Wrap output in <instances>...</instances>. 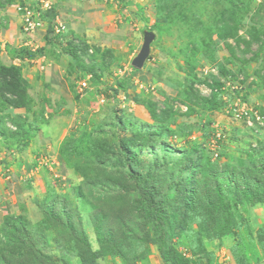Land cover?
I'll return each mask as SVG.
<instances>
[{
  "label": "rangeland",
  "instance_id": "374dc122",
  "mask_svg": "<svg viewBox=\"0 0 264 264\" xmlns=\"http://www.w3.org/2000/svg\"><path fill=\"white\" fill-rule=\"evenodd\" d=\"M24 1L0 0V10L33 6ZM156 1L166 10L176 4L172 16L187 18L167 26ZM231 1L237 6L225 12L226 24L237 39L218 36L225 0H52L53 21L40 17L32 34L17 26L32 53L50 21L63 29L47 36L51 45L34 62L16 64L30 109L0 99V134L27 131L23 147L0 135V264H35L13 260L1 236L6 217L19 230L18 218L27 220L45 264H166L150 240L156 232L138 184L162 203L163 238L189 264H264V0ZM143 32L156 38L133 72ZM11 56L0 49L1 63L15 64ZM243 109L263 125L236 116ZM213 189L228 211L209 212Z\"/></svg>",
  "mask_w": 264,
  "mask_h": 264
},
{
  "label": "trees",
  "instance_id": "16d2710c",
  "mask_svg": "<svg viewBox=\"0 0 264 264\" xmlns=\"http://www.w3.org/2000/svg\"><path fill=\"white\" fill-rule=\"evenodd\" d=\"M7 2H10V0H5ZM228 3V7L224 9V12L220 13L219 18L217 19V23L222 22V25L218 29V36L220 39H225L226 37H234L237 39L236 34H232L234 32L233 26H228L226 24V17L225 12L235 13L236 4L232 2L231 0H225ZM6 3V2H4ZM177 7L176 4H173L170 6L168 10H166L165 5H158L157 1L155 4L156 13L164 12L165 15L161 16L159 18L164 19L167 26L174 24L176 19H186L187 13L186 11H181L177 14V16H172V11L175 10ZM191 8H189L190 10ZM188 11V10H187ZM49 14V18L53 21L54 13L52 10L46 12L42 17L46 18ZM48 24L49 27H47L46 31V44L51 45L50 39L47 37L48 35L53 33L51 22ZM196 25V24H194ZM239 39V38H238ZM242 43H244L246 46H249V43L244 42V40L239 39ZM264 44V37L261 40V45ZM226 48L229 50L230 53H232L231 48L226 45ZM45 50V48H40V50H37L38 52L35 53H41ZM7 52L11 53V57L19 60L26 59H33L35 57H39L35 53L29 52L26 47H20L17 50H10L7 49ZM68 54L71 56L72 61L79 64V56H77V53L75 51V47L69 46L67 48ZM257 54H254L253 57H255ZM21 67L14 64L5 65L0 62V99L3 103L4 107H9L12 109H24L29 110L32 105V99L30 98L28 94V85L25 82V79L21 75ZM133 72H136L137 70L132 69ZM203 104L206 103L209 105L210 109H215L216 104L211 100H207L204 98H198ZM151 105V104H150ZM152 106V105H151ZM151 114L154 115V110H151ZM42 124H46L47 122L45 120H41ZM1 136L6 137V139H9L10 141H14L12 143H15L16 145H19L23 147L25 144V136L27 135V131L22 130V127L18 126L16 127L15 131L8 132L6 130L1 131ZM130 141V140H128ZM120 145H122V142H120ZM120 152L124 158V161L128 163L127 173H130L129 169V155L126 152L127 150L122 145L120 146ZM138 184V183H137ZM178 186V183H177ZM138 189L140 191V194L145 200L146 204L143 206L145 210L146 217L148 218L149 222H152V228L156 232L154 236L150 239L153 244H156L158 246V252L159 256L163 263H170V264H189V261L182 257L180 253L176 250V248L172 244H166L165 239L163 238V234L166 233L164 230L165 225H167L166 222V214L162 212V207L159 202H154L152 191L145 186L142 187L140 184H138ZM213 195L215 196V199L211 200V202L208 204L207 207H209V212L216 213L219 210L228 211L229 204L224 199L223 194L219 190H211ZM187 192V190H186ZM186 192H183V200L187 204V206H192V197L189 196ZM56 208V207H55ZM20 224H23L22 229L19 230L16 223L12 220L11 217H6L4 220L5 226L1 229V236H4L6 241L9 244L10 250L13 253V260H24V259H32L35 264H45L46 258L42 256L41 254L35 252L34 245L31 243V238L28 234L29 229V223L27 220L23 219L22 217L18 218ZM15 224V225H14ZM182 226H177V230H182ZM31 231V230H30ZM95 232L100 239L101 236H99V228L96 226ZM157 234V237H156ZM84 237V236H83ZM84 240V238H82ZM96 255V254H95Z\"/></svg>",
  "mask_w": 264,
  "mask_h": 264
},
{
  "label": "built area",
  "instance_id": "2783aa9c",
  "mask_svg": "<svg viewBox=\"0 0 264 264\" xmlns=\"http://www.w3.org/2000/svg\"><path fill=\"white\" fill-rule=\"evenodd\" d=\"M33 6H18L17 11L20 13L21 19V29L25 34H32L36 30H38L42 25V17L46 12L53 9L52 0H34ZM63 27L60 24L57 27H54L53 32L60 33ZM34 59H27V62L32 63ZM43 59V58H42ZM21 63L19 59H15V64ZM42 69V68H41ZM90 79V76H87L85 80L79 83V89L82 91L86 88L87 81ZM236 116H242L246 122L250 125V121L253 118L260 126H262L261 118L257 115L256 112H251L250 110H241L240 115L236 114Z\"/></svg>",
  "mask_w": 264,
  "mask_h": 264
},
{
  "label": "crops",
  "instance_id": "0c3cea01",
  "mask_svg": "<svg viewBox=\"0 0 264 264\" xmlns=\"http://www.w3.org/2000/svg\"><path fill=\"white\" fill-rule=\"evenodd\" d=\"M22 1H23V3H26L24 0H22ZM31 3L33 4V2H31ZM1 11H4V10H0V14L3 15V16L4 15L7 16V18L5 17V20H4V27L5 28L3 29V32L0 31V49H4L7 52V49L17 50L20 47H28L29 44L31 43V41L23 39L22 37L25 36V35L23 33H19L17 31V29H16L17 26H19L20 29H21V24H20L21 20H20V16L18 15L16 9H15V11H16L15 13H13L12 10H7L6 11L7 13H12L11 15L4 14ZM8 17H10V18H8ZM45 34H46V32L44 33V35ZM47 46H49V45H47L46 41H45L42 44V46H40V47L45 48V50H46ZM27 49H29V48H27ZM29 51H33V50L29 49ZM7 53L9 54V52H7ZM24 60H25V62H27L26 58ZM11 62H13V61H11ZM5 65H7V64H5ZM29 83H30V81H29Z\"/></svg>",
  "mask_w": 264,
  "mask_h": 264
},
{
  "label": "water",
  "instance_id": "95a60500",
  "mask_svg": "<svg viewBox=\"0 0 264 264\" xmlns=\"http://www.w3.org/2000/svg\"><path fill=\"white\" fill-rule=\"evenodd\" d=\"M156 35L152 32H143L142 44L137 55L131 60V67L141 70L144 63L149 58L150 44L155 40Z\"/></svg>",
  "mask_w": 264,
  "mask_h": 264
}]
</instances>
